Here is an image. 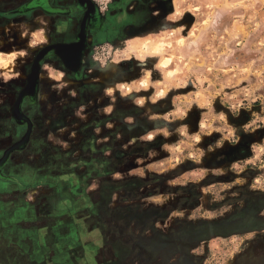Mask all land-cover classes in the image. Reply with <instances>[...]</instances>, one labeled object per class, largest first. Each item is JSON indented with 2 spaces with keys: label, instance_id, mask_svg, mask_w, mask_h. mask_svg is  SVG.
Here are the masks:
<instances>
[{
  "label": "rangeland",
  "instance_id": "1",
  "mask_svg": "<svg viewBox=\"0 0 264 264\" xmlns=\"http://www.w3.org/2000/svg\"><path fill=\"white\" fill-rule=\"evenodd\" d=\"M50 27L0 29V157L14 84ZM150 29L98 49L83 99L44 65L31 143L0 164V255L24 258L12 264L37 237L61 264L114 259L118 244L126 264H264V0H176ZM46 199L58 217L35 219Z\"/></svg>",
  "mask_w": 264,
  "mask_h": 264
},
{
  "label": "flooded vegetation",
  "instance_id": "2",
  "mask_svg": "<svg viewBox=\"0 0 264 264\" xmlns=\"http://www.w3.org/2000/svg\"><path fill=\"white\" fill-rule=\"evenodd\" d=\"M6 1H11L15 6L10 9H5L2 6L4 4L0 2V29L3 32L12 25L15 26L21 24V22L33 21L41 15L51 21L50 32L47 38L48 42L39 46L29 64L25 62L23 75L20 81L14 84L13 103L7 111V118L3 119L7 121V124L5 123L6 127L3 128L2 134L8 137L10 136V132L13 133L14 139L12 138L10 144L6 146L7 150L14 149L13 152L23 151L28 148L32 140V135L38 127L37 119L35 118L36 111L34 109L38 106L40 91L46 90V81L42 78L45 64H52L58 70H62L67 79L71 80L72 85L76 88L79 94L78 99H83L86 93V87L89 86L87 69L91 67L92 58L98 49H104L105 46L111 48L116 47L129 33L137 34L142 29H147L151 26L152 29H155L158 21L162 19L160 18L162 13L169 12L170 10L169 0H112L106 4L103 12L100 11V8L94 0H85L83 4L78 0H62L68 2L66 5H58V0ZM16 21L19 22L17 23ZM65 46H70L68 49L70 51L64 55L66 59L64 61L57 54L56 50L58 48L62 49ZM79 56L80 59L78 61ZM36 62L39 65V71L31 85V70ZM87 137H89V133ZM5 153L0 157V164L7 161L10 156L9 154L4 156ZM17 184L19 186L17 194L19 195L28 189L19 185V181ZM247 194H249V191L244 192L245 196ZM44 201H47V199L42 200L41 204L36 203L34 208L31 206L32 214H36L35 219L41 220L44 218L47 221L58 217L59 209L57 207H49L47 205L48 202L44 203ZM245 202L250 203V200L246 197ZM48 208V214L44 215L43 212ZM19 209L20 207H17L13 215L16 213L18 214L17 216L21 215V210ZM86 221L90 229L97 227L98 234L100 233V227L93 224L95 221L88 220V218ZM27 230L28 228H24L23 231ZM38 238H35L33 240L34 244H31L33 246V252L29 253V264H39L40 261L38 260L40 259V255H44V260L48 261L46 264H61L58 261L60 259L59 256L53 255V257H50L48 255L49 253L43 252ZM100 238L104 237L102 236ZM18 240L21 239L18 238ZM49 242V244L52 243L51 239H49ZM110 245L106 240L103 241L97 247L98 253L99 249H106ZM123 254V246L122 244H118V253L114 256V259H106L103 256L101 258L100 256L99 264H126L127 256L124 257ZM0 256V260L3 261L2 264L5 261H10L9 264L17 260L24 261L21 254H17L15 258L12 257L10 249H4V252ZM60 257L64 258L63 254ZM70 257H72L71 254ZM70 262V264H78L77 259L73 257Z\"/></svg>",
  "mask_w": 264,
  "mask_h": 264
},
{
  "label": "water",
  "instance_id": "3",
  "mask_svg": "<svg viewBox=\"0 0 264 264\" xmlns=\"http://www.w3.org/2000/svg\"><path fill=\"white\" fill-rule=\"evenodd\" d=\"M80 3H85V0H78ZM69 47L70 46H65V47H62V49H60V48H58L57 50H56V52H57V54L65 61L66 59H65V56L64 55H66L70 50H68L69 49ZM79 59H80V56H79V58H78V61H79ZM32 76H31V78H30V84L32 85V83H33V79L35 80V78H36V74H38V71H39V65H38V63L36 62L35 63V65L32 67ZM14 149H8L7 151H6V153H5V155L4 156H7L8 154H10V152H12Z\"/></svg>",
  "mask_w": 264,
  "mask_h": 264
},
{
  "label": "crops",
  "instance_id": "4",
  "mask_svg": "<svg viewBox=\"0 0 264 264\" xmlns=\"http://www.w3.org/2000/svg\"><path fill=\"white\" fill-rule=\"evenodd\" d=\"M95 2H96V4L98 5V7L100 8V11L101 12H103L104 11V7L106 6V4H104L103 2H97L96 0H94ZM175 1L176 0H169V2H170V10H169V12H164V13H162V16L160 17V18H164V17H167V15L168 14H170L171 13V11H172V5L174 4V6H175ZM68 2L66 1V2H64V1H62V0H58L57 1V4L58 5H66ZM146 30L147 29H145L144 31H142V32H140V33H137V34H132V33H129L130 35H128V36H130V37H132V38H135V37H138V36H140V34H143V32H146ZM151 31L150 32H152V31H154L155 29H150Z\"/></svg>",
  "mask_w": 264,
  "mask_h": 264
}]
</instances>
